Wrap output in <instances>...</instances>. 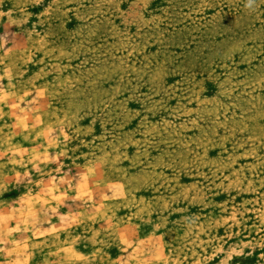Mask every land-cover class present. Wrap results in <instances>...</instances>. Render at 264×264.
<instances>
[{"label": "rangeland", "instance_id": "rangeland-1", "mask_svg": "<svg viewBox=\"0 0 264 264\" xmlns=\"http://www.w3.org/2000/svg\"><path fill=\"white\" fill-rule=\"evenodd\" d=\"M0 264H264V0H0Z\"/></svg>", "mask_w": 264, "mask_h": 264}]
</instances>
